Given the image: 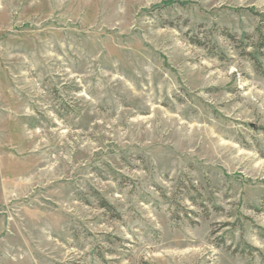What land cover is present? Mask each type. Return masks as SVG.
Here are the masks:
<instances>
[{
    "label": "rangeland",
    "instance_id": "obj_1",
    "mask_svg": "<svg viewBox=\"0 0 264 264\" xmlns=\"http://www.w3.org/2000/svg\"><path fill=\"white\" fill-rule=\"evenodd\" d=\"M263 44L264 0H0V264H264Z\"/></svg>",
    "mask_w": 264,
    "mask_h": 264
},
{
    "label": "trees",
    "instance_id": "obj_2",
    "mask_svg": "<svg viewBox=\"0 0 264 264\" xmlns=\"http://www.w3.org/2000/svg\"><path fill=\"white\" fill-rule=\"evenodd\" d=\"M260 48H264V44L262 45V46H260ZM107 205H105V207H106Z\"/></svg>",
    "mask_w": 264,
    "mask_h": 264
}]
</instances>
